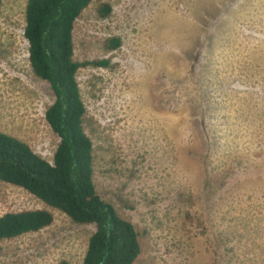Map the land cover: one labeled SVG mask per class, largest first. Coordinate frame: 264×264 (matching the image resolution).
Masks as SVG:
<instances>
[{"label": "rangeland", "instance_id": "obj_1", "mask_svg": "<svg viewBox=\"0 0 264 264\" xmlns=\"http://www.w3.org/2000/svg\"><path fill=\"white\" fill-rule=\"evenodd\" d=\"M26 2L0 7V132L52 162ZM73 40L76 62L107 61L77 82L94 185L137 232L133 264H264V0H93ZM37 209L51 225L0 240V264H81L96 226L0 182V216Z\"/></svg>", "mask_w": 264, "mask_h": 264}, {"label": "trees", "instance_id": "obj_2", "mask_svg": "<svg viewBox=\"0 0 264 264\" xmlns=\"http://www.w3.org/2000/svg\"><path fill=\"white\" fill-rule=\"evenodd\" d=\"M93 0H27L23 37L33 74L48 83L54 100L44 119L58 137L52 162L24 141L0 132V182L19 187L76 224H94L81 264H133L140 254L137 232L97 193L93 181V143L84 131L86 113L77 82L82 66L106 67L107 61L74 60L75 22ZM2 0H0V7ZM108 4L98 15L107 17ZM117 38L107 48L117 49ZM42 209L0 216V240H10L51 225Z\"/></svg>", "mask_w": 264, "mask_h": 264}]
</instances>
